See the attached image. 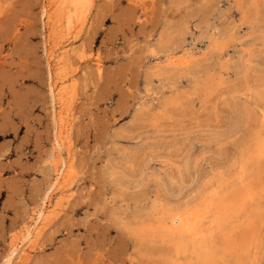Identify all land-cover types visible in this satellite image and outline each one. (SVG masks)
Listing matches in <instances>:
<instances>
[{
    "label": "rangeland",
    "instance_id": "rangeland-1",
    "mask_svg": "<svg viewBox=\"0 0 264 264\" xmlns=\"http://www.w3.org/2000/svg\"><path fill=\"white\" fill-rule=\"evenodd\" d=\"M57 1L0 0V264H199L157 227L241 174L208 264H264V0Z\"/></svg>",
    "mask_w": 264,
    "mask_h": 264
},
{
    "label": "bare ground",
    "instance_id": "bare-ground-1",
    "mask_svg": "<svg viewBox=\"0 0 264 264\" xmlns=\"http://www.w3.org/2000/svg\"><path fill=\"white\" fill-rule=\"evenodd\" d=\"M53 1L54 4L55 2H58L57 0H50V2ZM61 1V0H59ZM70 1V0H69ZM74 4H76L77 2H80L81 0H72ZM68 2V1H67ZM62 3V2H61ZM53 4V3H51ZM50 5V4H49ZM65 5V4H64ZM56 6V5H55ZM63 5H61L62 7ZM67 6V5H66ZM60 7V6H59ZM77 7V6H76ZM64 8V7H62ZM67 8V7H66ZM65 8L62 10L65 12ZM72 10V9H71ZM49 15V14H48ZM46 25H50V23L52 22L51 20V16H46ZM44 23V22H43ZM60 24V23H59ZM52 25V24H51ZM233 31V30H232ZM239 32V31H238ZM230 35V34H229ZM233 35V34H232ZM225 39V37H224ZM233 39V37H232ZM214 44V43H213ZM221 44V43H219ZM186 45V44H185ZM188 49V48H187ZM190 51V50H188ZM68 52V51H67ZM219 52V51H218ZM224 52V51H223ZM190 53V52H189ZM182 54V53H181ZM221 54V53H220ZM63 55V54H62ZM61 55V56H62ZM49 56V55H48ZM52 56V55H50ZM195 56V55H194ZM64 57V56H62ZM61 57V58H62ZM221 57V56H220ZM223 57V56H222ZM180 59V58H179ZM197 59V58H195ZM64 60V59H63ZM174 60V59H173ZM241 60V59H240ZM187 61V59L185 60ZM176 62V59L175 61ZM189 62V61H188ZM193 62V61H192ZM196 62V61H195ZM240 62V61H239ZM62 63V62H61ZM170 63V62H169ZM181 63V62H180ZM180 63H175V64H180ZM225 63V62H224ZM248 63V62H247ZM247 63H245L247 65ZM193 64V63H192ZM182 65V64H180ZM179 67V66H177ZM181 67V66H180ZM240 67V66H239ZM247 67V66H246ZM257 68V67H256ZM249 69V68H248ZM247 69V70H248ZM235 71V70H234ZM254 71V69H253ZM220 72V71H219ZM223 72V71H222ZM227 72V71H226ZM249 74V73H248ZM223 80V79H222ZM260 92V91H259ZM255 94V93H254ZM261 101V100H260ZM255 105V104H254ZM245 106V105H244ZM243 106V107H244ZM264 111V110H263ZM240 113V112H239ZM262 113V112H261ZM253 114V113H252ZM247 115V113H246ZM256 116V115H255ZM251 117V116H250ZM249 118V117H248ZM254 118V117H253ZM234 119V118H233ZM237 119V118H236ZM250 119V118H249ZM253 120V119H252ZM252 120H250L252 122ZM258 120V119H256ZM260 120V119H259ZM263 120V119H261ZM235 121V120H234ZM235 123V122H234ZM251 124V123H250ZM255 124V123H254ZM235 125V124H234ZM244 125V124H243ZM254 126V125H253ZM264 126V125H263ZM237 127V126H235ZM261 127V126H260ZM253 128V127H252ZM251 128V129H252ZM255 128V127H254ZM255 132V131H253ZM261 135V134H260ZM254 145H252L251 149V159H256L253 158V156L257 157V158H263L264 157V143H259L254 141ZM250 145V142L248 144V146ZM250 147V146H249ZM59 148V147H58ZM243 149V148H241ZM249 150V148L247 149ZM245 151V150H244ZM243 151V152H244ZM250 151V150H249ZM247 152V151H246ZM241 156V155H240ZM245 157V156H244ZM240 158V157H239ZM244 159V158H243ZM242 159V160H243ZM251 162V160H250ZM236 163V162H235ZM252 163V162H251ZM250 164V163H249ZM196 165V164H195ZM251 166V165H250ZM253 166V165H252ZM260 166V165H259ZM247 167V166H246ZM263 167V166H262ZM254 167H252L253 169ZM261 168V167H260ZM259 169V168H258ZM255 170V168H254ZM56 171V170H55ZM192 171V170H191ZM200 171V170H199ZM245 172V171H244ZM262 172V170H261ZM195 173V172H194ZM200 173V172H199ZM256 173V172H255ZM244 174V173H243ZM248 174V173H245ZM262 174V173H261ZM189 175V174H188ZM200 176V174H198ZM236 175V174H234ZM255 175V174H254ZM237 176V175H236ZM235 176V177H236ZM238 177V176H237ZM236 177V178H237ZM255 177H258L257 175H255ZM201 178V177H200ZM199 178V179H200ZM259 178V177H258ZM155 179V178H154ZM159 179V178H158ZM253 179V178H252ZM156 180V179H155ZM262 180V179H260ZM238 184L235 185L230 192H223L224 188L219 187V191H211L210 192V196L207 198L206 200L203 201L202 203V208L199 209H192L191 207L188 208L189 206H185L183 207L180 211L170 215L168 217V222L166 223H160L161 225H159L158 230L156 231V234L161 236V238H166V240H168L172 245H173V250H174V254L175 257H179L180 255H184L186 254H190V256L192 258H195L196 260H198L199 264H208V262L210 261V259L213 257L214 253L211 250V248L213 247H209V236L214 233L212 231L211 234L208 232L209 228L207 231H202V227L204 226V223H206L210 216H212L211 218H213L214 220V224H219L220 222H224L226 221L230 216L236 215L238 212L244 211V209H246V204L248 200L253 199V195H255L256 193V188L252 189L251 185H248V181H247V177H244L242 174L239 175V177L237 178ZM247 181V183H246ZM263 181V180H262ZM160 182V181H159ZM223 182V181H222ZM244 182V183H243ZM260 182V181H258ZM235 183V182H234ZM237 183V182H236ZM261 183V182H260ZM264 183V182H263ZM262 183V184H263ZM202 184V183H201ZM225 184V183H224ZM259 185V184H258ZM261 185V184H260ZM259 185V186H260ZM163 186V185H162ZM227 187V184L225 185ZM224 186V187H225ZM229 186V183H228ZM181 187V186H180ZM197 187V186H196ZM256 187V186H255ZM258 187V186H257ZM261 187V186H260ZM230 188V187H229ZM263 188V187H261ZM165 189V188H164ZM201 189V188H199ZM210 189V188H209ZM228 189V188H226ZM258 189V188H257ZM175 190V189H173ZM211 190V189H210ZM255 190V191H254ZM165 191V190H164ZM226 191V190H225ZM258 191V190H257ZM190 192V191H189ZM205 192V191H204ZM165 193V192H164ZM168 193V192H166ZM170 193V192H169ZM181 193V192H180ZM179 193V194H180ZM207 193V192H206ZM184 194V193H183ZM182 194V195H183ZM262 194V193H260ZM264 194V193H263ZM170 195V194H169ZM181 195V196H182ZM206 195V194H205ZM171 196V195H170ZM181 196H179L181 198ZM198 196V195H197ZM257 196H259L257 194ZM173 197V196H171ZM178 197V196H177ZM178 197V198H179ZM163 198V197H162ZM175 198V197H174ZM256 198V197H255ZM263 198V197H262ZM260 199L257 197L256 200ZM174 201V200H173ZM255 201V199H254ZM258 201V202H259ZM169 202V201H168ZM249 202V201H248ZM256 202V201H255ZM185 203V202H184ZM183 203V204H184ZM251 203V201L249 202ZM263 203V202H261ZM170 204V203H168ZM254 204V203H253ZM256 204V203H255ZM259 204V203H258ZM257 204V205H258ZM162 205V204H161ZM160 205V206H161ZM193 205V204H192ZM180 206V205H179ZM195 206V204H194ZM260 206V205H259ZM198 207V206H197ZM256 208V207H255ZM259 208V207H258ZM249 209V208H247ZM261 209V208H260ZM165 210V209H164ZM252 210V209H251ZM249 211V210H248ZM253 211V210H252ZM261 211V210H260ZM171 212V211H170ZM213 215H212V214ZM250 213V211H249ZM44 215L43 209H41V211L37 214V217L35 219V222L39 219H41ZM155 216V215H154ZM161 216V215H160ZM251 216V214H250ZM156 217V216H155ZM246 217V216H245ZM158 218V217H157ZM45 219V218H44ZM159 219V218H158ZM261 219V218H260ZM228 221V220H227ZM248 221V220H247ZM161 222V221H159ZM163 222V221H162ZM246 222V220H245ZM250 222V221H249ZM37 223V222H36ZM149 223V222H148ZM213 224V222H211ZM226 223V222H225ZM210 224V223H208ZM34 225V224H33ZM206 225V224H205ZM222 225V224H221ZM247 225V224H246ZM158 226V225H157ZM249 226V225H248ZM146 227V226H145ZM148 227V225H147ZM215 227V226H214ZM218 227V226H217ZM250 227V226H249ZM153 228V227H152ZM156 228V226H155ZM154 228V229H155ZM211 228V227H210ZM149 229V227H148ZM212 229V228H211ZM220 229V228H219ZM256 229V228H255ZM31 230V229H29ZM214 230V229H213ZM217 231V229H215ZM214 230V231H215ZM34 231V230H33ZM149 231V230H148ZM222 231V230H220ZM219 231V232H220ZM30 232V231H29ZM227 233V232H224ZM256 233V231H255ZM143 234V233H142ZM221 234V233H220ZM27 235V234H26ZM31 235V234H30ZM144 235V234H143ZM223 235V233L221 234V236ZM155 236V235H154ZM216 236V235H215ZM217 237V236H216ZM219 237V236H218ZM225 237V236H224ZM255 237V236H254ZM29 238V237H28ZM223 238V236H222ZM251 238V237H250ZM256 238V237H255ZM27 239V238H26ZM224 239V238H223ZM28 240V239H27ZM163 240V239H162ZM209 240V241H208ZM220 239H218L219 242ZM254 240V239H251ZM250 240V241H251ZM256 240V239H255ZM254 240V242H255ZM26 242V241H25ZM214 242V241H213ZM212 242V243H213ZM217 242V241H216ZM249 242V241H248ZM24 243V242H23ZM221 243V242H220ZM241 243V242H240ZM212 245V244H211ZM215 245V243H214ZM255 245V244H253ZM248 247V246H247ZM256 247V246H255ZM24 249V248H23ZM22 249V250H23ZM214 249V248H213ZM251 249V248H250ZM219 250V248H218ZM255 250V249H254ZM253 250V252H254ZM24 251V250H23ZM222 251V250H220ZM251 251V250H250ZM217 252V249H216ZM222 253V252H221ZM246 253V252H245ZM248 253V252H247ZM254 255V254H253ZM212 256V257H211ZM234 256V255H233ZM241 256V255H240ZM251 257H253L251 255ZM187 258V257H186ZM241 259V258H240ZM239 259V260H240ZM188 260V259H187ZM242 261V260H241ZM251 261V260H250ZM190 262V261H189ZM196 262V261H195ZM198 264V263H197ZM253 264V262H252Z\"/></svg>",
    "mask_w": 264,
    "mask_h": 264
}]
</instances>
